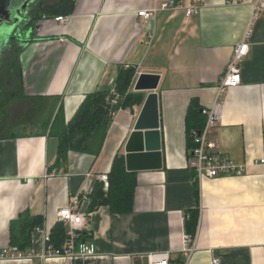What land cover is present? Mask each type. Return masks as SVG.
I'll return each mask as SVG.
<instances>
[{
	"label": "crops",
	"instance_id": "obj_1",
	"mask_svg": "<svg viewBox=\"0 0 264 264\" xmlns=\"http://www.w3.org/2000/svg\"><path fill=\"white\" fill-rule=\"evenodd\" d=\"M163 1L74 0L64 24L56 15L37 23L19 56L17 96L0 112V250L12 247V225L23 213L42 224L22 251L30 258L0 264H140L138 256L148 264L147 254L160 252L169 253V264H264V3L255 16L253 0H201L198 14L186 18L183 8L192 0H179L144 27L137 11ZM247 31L241 82L223 94L221 124L208 132L218 152L244 171L197 179L186 145L188 104L196 99L203 109L212 106ZM124 68L135 70L132 91L140 73L160 76L161 166L130 171L137 179L131 213L113 214L106 206L88 211L98 177L107 175L117 154L125 159L148 92L140 105L114 115L99 156L68 152L54 168L58 140L50 124L59 110L69 122L86 95L111 88ZM195 183L200 218L196 250L186 260L184 222L197 205ZM75 196L86 221L80 233L94 243L96 256L41 260L44 236Z\"/></svg>",
	"mask_w": 264,
	"mask_h": 264
},
{
	"label": "trees",
	"instance_id": "obj_2",
	"mask_svg": "<svg viewBox=\"0 0 264 264\" xmlns=\"http://www.w3.org/2000/svg\"><path fill=\"white\" fill-rule=\"evenodd\" d=\"M179 1V0H176ZM74 6V0H66L53 14L67 15ZM135 70L124 68L114 80L111 88L99 89L88 94L76 110L71 120L64 123L61 110L57 111L50 124L49 134L58 140L57 161L54 168H58L60 162H64L68 152L81 154H92L99 156L100 150L106 139V134L111 126L113 114L119 109L130 108L140 105L143 101L142 92L132 91ZM119 96L116 104L110 102L111 91ZM203 108L197 100H191L185 114L186 145L191 152L194 148L193 133H198L205 124ZM112 167L106 175L107 186L103 181H96L89 194L88 211H94L101 206L109 208L113 214H129L133 210V201L137 179L133 172L126 170L125 159L122 154H117L112 161ZM51 167L49 171H51ZM196 207L187 211L184 222V231L191 237H195L199 222V189L194 184ZM42 219L38 216H31L23 213L17 222L12 225L10 245L18 251H26L32 243V233L36 228L41 227ZM50 243L54 248H60L66 239L63 223H57L49 233ZM79 241H85L86 236L79 234ZM180 261V260H179ZM180 264L183 262L180 261Z\"/></svg>",
	"mask_w": 264,
	"mask_h": 264
},
{
	"label": "built area",
	"instance_id": "obj_3",
	"mask_svg": "<svg viewBox=\"0 0 264 264\" xmlns=\"http://www.w3.org/2000/svg\"><path fill=\"white\" fill-rule=\"evenodd\" d=\"M159 2V0H154ZM201 0H192V3L188 7H184L185 17L191 18L199 12L201 6ZM264 0H253L254 15H258L260 10L263 8ZM179 1L176 0H166L161 2L159 5L153 4L150 8L141 9L137 11V16L142 20L144 27L149 26L150 21L160 12L167 10L176 9L179 6ZM54 20L59 23L67 22V17L63 15H58L54 17ZM249 31L246 32L245 38L243 41L234 47V52L231 60L228 62V66L222 75V79L217 87V95L215 101L209 109H203V114L205 116V124L203 128L198 133H193V143L194 148L190 152L189 161L194 171L197 179L202 177L207 178H216L226 175L240 176L244 171L242 165H237L234 160L223 156L218 152L217 146L213 140H209V131L210 129L217 127L221 124V110H222V97L223 94L227 92L228 89L236 88L241 82L240 76V61L248 53V37ZM152 32L148 34L147 45L151 44L153 40ZM110 95L111 105L116 104L119 96L116 95L113 90ZM122 109H119L120 111ZM117 111V112H118ZM115 112L114 115L117 113ZM92 173L88 172L87 177H92ZM100 181H103L105 187L107 186L106 176L101 175L98 177ZM79 197L75 196L69 205L62 208L57 215L59 223L67 225L65 231L66 239L63 242V245L60 248L52 247L50 243L49 234L46 233L44 236V252L40 256L41 260H50V259H61L68 262L77 260V259H90L91 257L96 256V248L93 242L79 241L78 237L80 232L86 226L85 217L82 213L78 211ZM40 228H36L35 231H39ZM184 248L182 254L186 260L194 253L196 250L195 237H191L189 234L185 235L183 238ZM25 258H30L26 256L23 252L18 251L16 248L8 247L0 250V262L4 260H22ZM140 260V264H143L141 256L137 257ZM148 264H169L170 255L168 252L160 253H149L147 254ZM130 264H137L136 261H132ZM211 264H219L218 259L213 260Z\"/></svg>",
	"mask_w": 264,
	"mask_h": 264
},
{
	"label": "flooded vegetation",
	"instance_id": "obj_4",
	"mask_svg": "<svg viewBox=\"0 0 264 264\" xmlns=\"http://www.w3.org/2000/svg\"><path fill=\"white\" fill-rule=\"evenodd\" d=\"M65 3L66 0H6L5 14L0 13V112L5 105L11 106L17 96L21 84L19 56L32 39L37 23Z\"/></svg>",
	"mask_w": 264,
	"mask_h": 264
},
{
	"label": "water",
	"instance_id": "obj_5",
	"mask_svg": "<svg viewBox=\"0 0 264 264\" xmlns=\"http://www.w3.org/2000/svg\"><path fill=\"white\" fill-rule=\"evenodd\" d=\"M5 3L6 0H0L1 14H5ZM159 82L158 74L140 73L133 87L134 92H148V95L124 148L128 172L161 166L158 94L155 92Z\"/></svg>",
	"mask_w": 264,
	"mask_h": 264
},
{
	"label": "rangeland",
	"instance_id": "obj_6",
	"mask_svg": "<svg viewBox=\"0 0 264 264\" xmlns=\"http://www.w3.org/2000/svg\"><path fill=\"white\" fill-rule=\"evenodd\" d=\"M14 130H16V129H14Z\"/></svg>",
	"mask_w": 264,
	"mask_h": 264
}]
</instances>
